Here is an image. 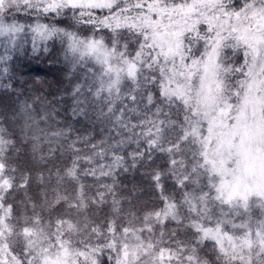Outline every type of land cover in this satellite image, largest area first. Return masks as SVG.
<instances>
[{
  "label": "snow or ice",
  "instance_id": "6c2138e0",
  "mask_svg": "<svg viewBox=\"0 0 264 264\" xmlns=\"http://www.w3.org/2000/svg\"><path fill=\"white\" fill-rule=\"evenodd\" d=\"M29 33L34 54L59 44L69 87L41 112L3 85L0 264H264V0H0V77ZM61 105L100 142L33 131ZM54 140L68 162L37 170ZM137 165L159 201L141 216L137 186L100 180Z\"/></svg>",
  "mask_w": 264,
  "mask_h": 264
},
{
  "label": "trees",
  "instance_id": "16d2710c",
  "mask_svg": "<svg viewBox=\"0 0 264 264\" xmlns=\"http://www.w3.org/2000/svg\"><path fill=\"white\" fill-rule=\"evenodd\" d=\"M37 46L40 48V52L38 55L32 52V46H30L29 49L22 48L24 49L23 51L17 52L14 55L15 59L17 60L7 65V67L9 68L10 76H4L5 79H2V83H10L13 88L17 87L18 90L21 89L20 91L23 90L26 93V91L28 90L25 89L26 85L32 83V85L35 86V82H43L44 84L45 81H48V79L52 80L54 78V68L58 69L59 65H53V63H51V53H45L41 45ZM59 67L62 68L60 69L61 73L67 70L64 61L63 66ZM16 75L18 77H16ZM30 77L32 78V80L29 79ZM52 93L54 96V98H52L53 101L51 98H46L47 96L44 98L49 106H55V101L59 100L61 98V93L64 92H61V90H59V94L57 92ZM62 106L64 108L67 107V105ZM57 108V111L60 112L61 107L58 106ZM62 118L68 122H71V126L76 129V131L71 133L72 136L80 135L81 133H83L84 135H88L89 133H91V136L94 138V140L97 143L100 142V138L103 133L101 132V126L99 124L97 125V127L88 128V130L85 131V126L82 124H77L76 118L70 116V110L69 113L62 112L61 119ZM68 142L70 143L71 141L69 140ZM68 155L69 154L65 152L62 160L54 162L53 164L48 165V167L50 166L53 169L63 168L64 164L68 162ZM127 159L128 158L126 157V160ZM144 176L145 168H141L139 165H137L135 169H129L128 172H117L114 177H100V180H102L105 184H112L113 179H115L116 184L113 185V187L117 190V195H123L134 185L137 186L140 189V194L141 190H143L142 194L144 192L143 195L141 194V197L146 202V205L153 207L154 205H157L158 200L155 198V195L151 192L150 189L146 190L147 184L145 182ZM139 180L143 181V183L145 184L144 189L142 188V186H139V184H137ZM83 182L86 186V189L88 190L89 196H92L95 193L96 189L100 187L99 183L92 177L83 178Z\"/></svg>",
  "mask_w": 264,
  "mask_h": 264
},
{
  "label": "rangeland",
  "instance_id": "374dc122",
  "mask_svg": "<svg viewBox=\"0 0 264 264\" xmlns=\"http://www.w3.org/2000/svg\"><path fill=\"white\" fill-rule=\"evenodd\" d=\"M33 39H35L31 33H29L26 37L21 36L20 38H17V44H18V50H14L12 52V59L11 61H9V63H13L14 61H16L17 59H15V54L17 52H21L24 49H29L30 46H32V41ZM50 43V42H49ZM36 44L37 45H41V41H39L38 39L36 40ZM6 47H10L9 45H7V39L5 37H0V57L7 55L8 53L6 52ZM24 48V49H22ZM29 52V51H28ZM46 53V52H45ZM47 53H51V63H53V65H59V66H63V61H64V56L63 53L60 51V46L59 44L56 45V47L54 48H49V50L47 51ZM58 66V69L54 68V78L52 80L48 79V81H45V83L43 84V82H35L36 85L33 86L32 83L29 85L25 86V89H28L25 93V91H20L18 90L17 87H14V89L16 90L17 95H19L21 97L22 100H28V103L33 105V107L39 105L40 106V111L43 112L45 107H48L49 105L47 104V101L44 99L46 96V98H54L53 93L52 92H57L59 94V90H61V92L65 91L66 88L69 87L68 83L66 82L65 76H66V72L67 70L63 71L62 73L60 72V68ZM5 67L4 64L0 63V70H2ZM16 77H18L16 75ZM2 79H5L4 76L0 77V111H3V105L6 103H10L11 101L8 99V96L11 94L12 89H7L5 90V88L3 87V85L5 83H2ZM29 79L32 80V78L30 77ZM34 82V81H33ZM65 84V85H62ZM6 92L8 95H6ZM53 101V99H52ZM46 102V103H45ZM61 107L60 109V115L59 116H55L54 115V120L55 123H53L52 121H47V122H39L38 124V128H34L33 131L34 132H39V129H44V133L46 135H51V132L53 130H59L62 129L63 126L65 124H69L72 125L71 122L66 121L65 119H61L62 116V112H64V107L61 105L59 106ZM58 109V108H57ZM62 111V112H61ZM98 125V123H97ZM97 125L95 127H97ZM6 127H8L10 129V131L12 132L14 138L17 140V142L19 143L21 140L20 137V130H19V126L18 125H8L6 124ZM63 145V141L61 140H54L51 142V146L55 147L58 151H57V156L59 157L57 158H53L54 162H57L59 160H62V158L65 155V147L62 146ZM41 147L43 149V152L45 155H48L47 149L49 147V141L47 140H42L41 141ZM134 147V146H133ZM30 144L29 143H23L20 145V156L19 158L17 157V159H19L22 163H29L28 160V156L30 155ZM61 153H63V155H61ZM161 154L157 153L156 157H159ZM156 157H154V162L159 165L162 163L161 160L157 159ZM45 167H48V165H37L36 168L37 170L39 169H43ZM50 167V166H49ZM47 174V173H45ZM137 184H139V186H142V188L144 189V183L143 181L139 180L137 182ZM147 189V188H146ZM87 190V189H86ZM141 190V194H142ZM140 194V195H141ZM144 194V192H143ZM142 194V195H143ZM159 204V202L157 201V205ZM145 207L150 209L151 207L146 205V202L141 199V201L139 202V204L137 205L136 208V213L137 216H141L144 213ZM98 216H102L103 213H98ZM254 215L255 216H259L260 212L259 209H254ZM125 222H127V216H125Z\"/></svg>",
  "mask_w": 264,
  "mask_h": 264
}]
</instances>
